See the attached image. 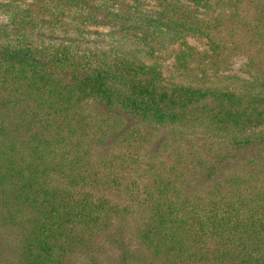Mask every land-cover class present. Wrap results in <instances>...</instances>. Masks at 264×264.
Masks as SVG:
<instances>
[{
    "label": "trees",
    "instance_id": "obj_1",
    "mask_svg": "<svg viewBox=\"0 0 264 264\" xmlns=\"http://www.w3.org/2000/svg\"><path fill=\"white\" fill-rule=\"evenodd\" d=\"M0 239V264H264V0H0Z\"/></svg>",
    "mask_w": 264,
    "mask_h": 264
},
{
    "label": "rangeland",
    "instance_id": "obj_2",
    "mask_svg": "<svg viewBox=\"0 0 264 264\" xmlns=\"http://www.w3.org/2000/svg\"><path fill=\"white\" fill-rule=\"evenodd\" d=\"M191 42L193 44H197L198 43V42H196V40H192ZM246 66H247L246 58L242 57V56H237V57H235V58H233L231 60V69H230V71H228L227 74L228 75L239 76L242 79L241 82H239V83H243L244 82L243 79H249V76L247 75V73H245L246 72ZM171 74L172 73H170V71H166V75L169 76ZM174 81H176L177 83L189 84V80L187 78H184V77L179 76L177 74L174 76ZM227 86L229 88H240V87H237V86H235L234 84H231V83L227 84ZM202 140L205 141L207 139L206 138H202ZM144 160L146 161V158H143L142 161H144ZM1 240L2 239H0V243H1Z\"/></svg>",
    "mask_w": 264,
    "mask_h": 264
}]
</instances>
